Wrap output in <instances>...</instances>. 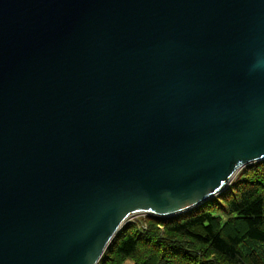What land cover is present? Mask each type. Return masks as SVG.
<instances>
[{
    "label": "water",
    "instance_id": "water-1",
    "mask_svg": "<svg viewBox=\"0 0 264 264\" xmlns=\"http://www.w3.org/2000/svg\"><path fill=\"white\" fill-rule=\"evenodd\" d=\"M264 160V0H0V264H98Z\"/></svg>",
    "mask_w": 264,
    "mask_h": 264
},
{
    "label": "trees",
    "instance_id": "trees-1",
    "mask_svg": "<svg viewBox=\"0 0 264 264\" xmlns=\"http://www.w3.org/2000/svg\"><path fill=\"white\" fill-rule=\"evenodd\" d=\"M226 218V220H225ZM158 225L164 226L163 232ZM264 264V160L187 212L122 227L98 264Z\"/></svg>",
    "mask_w": 264,
    "mask_h": 264
},
{
    "label": "rangeland",
    "instance_id": "rangeland-1",
    "mask_svg": "<svg viewBox=\"0 0 264 264\" xmlns=\"http://www.w3.org/2000/svg\"><path fill=\"white\" fill-rule=\"evenodd\" d=\"M238 174H237V176H238ZM236 177L233 179V182L235 181ZM150 216H153V215H150L147 213L136 214L135 216L129 218L124 225H126L127 223L134 224L136 228H138L141 232H143L146 228H148ZM225 220H226V218H225ZM158 226L160 227L161 231L163 232L164 226H162V225H158ZM126 264H133V263H132V261H128V262H126Z\"/></svg>",
    "mask_w": 264,
    "mask_h": 264
},
{
    "label": "built area",
    "instance_id": "built-area-1",
    "mask_svg": "<svg viewBox=\"0 0 264 264\" xmlns=\"http://www.w3.org/2000/svg\"><path fill=\"white\" fill-rule=\"evenodd\" d=\"M135 215H136V214H135ZM135 215H133V216H135ZM133 216H130V218L133 217Z\"/></svg>",
    "mask_w": 264,
    "mask_h": 264
}]
</instances>
